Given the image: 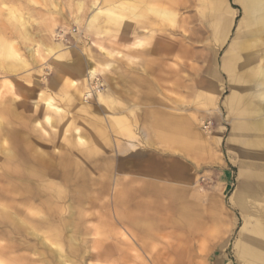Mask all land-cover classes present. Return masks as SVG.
Instances as JSON below:
<instances>
[{
    "label": "rangeland",
    "instance_id": "374dc122",
    "mask_svg": "<svg viewBox=\"0 0 264 264\" xmlns=\"http://www.w3.org/2000/svg\"><path fill=\"white\" fill-rule=\"evenodd\" d=\"M244 4L237 0H0V123L3 124L0 146L8 145L14 154L25 149L28 158L37 150L50 156L69 148L70 157L79 160L96 180L88 190H69L61 182L53 186L49 184L51 180L36 179L33 174L28 180L20 181L2 175L0 162V261L3 264H213L211 256L218 251L220 241L217 232L220 210L216 200L219 171L212 141L218 124L213 108L218 105L223 115L226 114L221 100L230 84L228 75L219 68L220 82L214 81L213 89L207 90L212 78L207 76L209 83H206L204 72L210 48L214 47L219 64L221 58L236 60L235 68L230 67L234 89H246L247 93L258 91L250 88L256 77L249 68L264 57V40L255 47L257 34L244 31L254 2L245 0ZM132 6L141 18L134 19ZM148 6L177 14L170 26L177 30L181 26L185 52L164 50L158 34L152 41L155 47L143 41V36L133 34L134 29L153 19ZM244 7L250 8V12H245ZM99 10L102 13H97ZM226 10L230 11L231 23L222 41L224 33L218 27L217 15ZM96 13L98 30L105 32L101 35L86 29L88 19ZM232 36L236 47L229 54L226 49ZM217 38H222L220 45ZM139 39L141 43L133 45V50L126 48ZM9 45L16 55L9 51ZM37 46L39 54L35 55L33 49ZM112 49L134 56V63L118 58L117 67L108 77L86 76L88 82L84 85L90 87L85 86L84 90L89 91L90 100L89 95L86 102L82 97L71 100L70 90L69 93L65 90L70 89V81L76 78L75 69L84 72L86 60L99 66V63H114L116 54ZM197 52L199 61L195 59ZM108 82L125 92H145L150 85L156 98L154 107L170 108L173 114L187 115L189 120H193L191 115L196 116L197 130L204 138L195 141L185 135L171 142L168 138H157L154 129L147 146L146 140L138 136L132 139L129 136L132 132L114 129L117 122L131 128L135 123L140 126V132L146 133L141 116L134 121L130 113L132 106H123L115 94L106 103L99 99ZM218 86L221 92L217 95ZM46 99L53 100L62 110L47 111ZM77 106L86 107L87 114H79ZM135 107L139 113L140 105ZM48 112L52 123L44 125ZM31 115H36V119L30 121ZM85 121L95 125L92 152L76 141L77 134L85 141L91 138ZM207 121L211 124L204 129ZM221 121L222 150L227 164L224 169L234 180L236 166L229 162L226 149L230 127L225 120ZM25 124L27 130L21 127ZM78 126L86 129L87 136L84 131L75 130ZM5 131L11 134L5 136ZM18 133L26 135L25 138L35 137L37 142L32 147L25 145L16 138ZM128 140L136 144L133 150L127 146ZM128 152L130 155L124 156ZM102 162L105 166L100 170L98 166ZM48 184L55 189L46 188ZM233 188V184L227 186L221 198L224 210L234 211L238 219L225 249L232 264H236L233 244L242 220L229 202ZM208 203L211 210L206 207ZM199 204L204 206L202 213ZM70 219L74 229L71 234L85 240L77 250L67 239L65 225ZM45 221L50 228L40 226ZM225 225L230 228L228 221ZM39 234L45 244L41 243ZM55 248L63 256L61 263L51 251Z\"/></svg>",
    "mask_w": 264,
    "mask_h": 264
},
{
    "label": "crops",
    "instance_id": "0c3cea01",
    "mask_svg": "<svg viewBox=\"0 0 264 264\" xmlns=\"http://www.w3.org/2000/svg\"><path fill=\"white\" fill-rule=\"evenodd\" d=\"M243 1H245V0H237V3H242ZM253 2H254V0H253ZM147 10L153 14V19L147 25L142 26L139 29H134L133 34H138V35L143 36V41L146 40L147 44H153L152 46H154V47H155L156 43H155V41L154 42H152V41H153V39L156 40V35L158 34L162 37L164 50L169 49V50L178 51V52L179 51L185 52L186 46H185L184 41H183L184 36H183L181 26H179V30L170 26L171 20L173 18H175L177 14L173 13L172 11L164 10L162 8H151L149 6H148ZM229 12L230 11L226 10V12L224 14H221L219 12L220 14L217 15V17L220 21V22H218V24H219L218 27L223 29V33L225 34V36L228 33V27H229V24L231 23V18H229V16H228ZM133 17L136 20L137 18H141V15L137 13ZM157 19H158V21H157ZM96 24H97L96 26L98 27L97 29H95V30H88L87 29V30L89 32L91 31V33H94L97 35H101V34L105 33V32H102L101 29L98 30L100 28V23H98L97 20H96ZM157 25H158V27H157ZM219 31H220V29H219ZM173 34H176L179 37L175 38L172 36ZM219 38L216 39L218 45H219V41H220ZM232 38H233V36H232ZM140 43H141V40L139 39V40H137V42L127 44L126 48L128 50H131L133 48V45L136 46ZM226 50L230 54V52H232L233 49L230 50L229 45H228ZM111 52H114L116 54L114 63L111 61L107 62V63H112L113 66L110 70H107L103 75H100L101 78L108 77L107 76L108 73L117 67L116 60L118 58H124L129 63H134V61H133L134 56H131L128 53L124 54V53H122L118 50H115V49H112ZM216 54H217L216 48L211 47L208 64H207L205 72L204 71L203 72L206 74V78H205L206 83H209L207 81L208 80L207 76H210L212 78V81H210V86H208L206 88L207 90L213 89L212 84L214 83V81L220 82V72H219L220 70H219V68H221V70H223V72L228 75V83L230 84V87H229L228 93L225 96H223V98L221 100V104L226 111V114L223 115L225 118L224 123L226 122L230 127L228 136L226 138V149H227V151L229 150L228 151L229 162L231 160L232 163L236 166V172H235L234 180H231V173L228 170L224 169L227 166V164L224 160V153L222 150V137L224 134V128L222 125L223 122L221 120L219 121L220 118H219L218 112L216 110L220 109V106L217 105L215 108H213V112H215V114H216L215 119H216L218 125L215 128V131L212 135V141H213V144L216 148V160H217L216 168H218V171H219V176H218L219 192L217 193L218 195L216 196V200H217V207H218L217 209L220 210V215L219 216L217 215L218 216L217 217V219H218L217 232L219 234L218 237H220V241H218L219 244L217 245L218 251L213 256H211L212 257L211 261L213 264H232V260L229 259L228 256L226 255L225 249H226V244H227V238L230 235V233L233 231V228L237 226L238 219L235 216L234 211L229 212L227 210H224L223 204H225V203L222 201L221 195L223 194V191L227 188V186H230L231 184H233L234 188L229 195V200H230L231 195L234 192L237 195H245V196H246V194H250V193L252 195L255 193L264 194V191L261 190V188L260 189L258 188L260 186V184H262L261 177H260L261 173L264 174V162H262L258 156H259V153L263 152L264 150L263 149L261 150L259 147L251 146L249 144L248 145L242 144L243 146L241 145L242 140L244 138H245L244 140H247V139L252 140L253 138H255L258 135V133L262 134L261 128H262V124H264V114L262 112L261 105L258 103L259 102L258 99L255 98L256 96L253 97L256 94L250 93V95H253V96L244 97L245 92L242 93L241 90H236V89H234V86L231 85L230 67L235 68L236 60L221 58L220 64H219L218 61L216 60V56H215ZM195 59L199 61L198 52H197ZM224 60H226V61H224ZM86 62H85V64H86ZM85 64H84V66H85ZM99 64L101 65L100 67H102V66L104 67V65L106 63H99ZM75 71H76V78L70 81V85H69L70 89L65 90L68 93L70 90V97H71L70 99L71 100L75 99V98L78 99V98L82 97L84 93H88L89 91H85L84 89H85V86L90 87V85H88V84L84 85V82H88V81H87L86 75L83 72V70H79L78 68H76ZM144 72H145V70H144ZM147 76H149V74ZM104 86H105V88H103L104 91L102 90L99 94V99L101 101L106 103V102H108V100L110 98H114V94H115V98H119L122 100L123 103L121 102V104L123 106L124 105L132 106V110L130 113L132 114L134 121L138 120V117L141 116L139 119L143 123V126L145 127V128L143 127L144 131H146L145 134L142 131L140 132V130H139L140 126H136L135 123H132L133 128H131L128 125H124V124H121L120 122H117V124L114 128V129L126 130L127 132H132V135H129V136H133V137H131L132 139H134L135 136H138V137L142 138L143 140H146V145L148 146V144L150 145V139H151L150 132L154 129L156 130L155 134H156L157 138H163V139L168 138L171 142L176 141L177 136L180 139H182L183 137H185V135L191 136L195 141H198V139L204 138L203 136H205V135H202V133L197 130V125L195 122V120L197 118L196 116L191 115L193 120H189L188 119L189 117L187 115H184V114L182 115L181 113H180V115L173 114L171 112L170 108L154 107L155 106L154 100L156 98L154 95L155 93L153 91H151L150 85L148 87V90L145 92L121 91L120 89H117V88L115 89V87L110 82H108L107 85H104ZM233 91L235 92L234 93L235 97L237 96V101H238L239 106H236L231 101V95H233ZM220 92H221V89H220V86H218L217 95L220 94ZM209 94H211V93H209ZM88 95L90 98L91 97L90 93H88ZM46 101H47V99L44 100V102H46ZM49 101H51L55 105H57L53 100L50 99ZM136 105H138V106L140 105L139 108H141V111H139V113L138 112L136 113V111H135ZM57 106L59 107L58 110H51L50 108H46V110L52 111V112L54 111L53 113H56V112L58 113V111H61L62 108L59 105H57ZM77 107L78 108L76 110L78 111L79 114L80 113H82L81 115L87 114L86 113L87 112L86 107H83V106L82 107L77 106ZM227 110H230V111H227ZM239 110H240V112H239ZM243 110H246V112H244ZM49 113L50 112H48L46 115H49ZM121 113H122L121 111H117V114H121ZM34 116L35 117H33V118L30 117V121L36 119V115H34ZM45 116H44V125H45V123L51 124L52 120L50 123L46 122ZM49 117H50V115H49ZM37 124H39V123H37ZM85 125L87 127L86 129L90 133V136H89V137H91L90 140L85 141L84 138L82 137V135H79V136L82 137V139H83V145H84L85 149H88L92 152L93 147H94V144L92 142H94L96 140V134H94L95 125L92 122H88V121H85ZM23 126H21V127L24 129L25 127H23ZM78 128H79V126L76 127L75 130L76 131H78V130L84 131V135L87 136V133L85 131L86 129L83 130V129H78ZM101 137L102 136L100 135L99 138L101 139ZM240 137H241V139H240ZM104 139L105 138H102V140H104ZM229 140H233V141L237 140L238 141V150L248 151L249 156L245 157L244 155H242L240 153V151L236 152L235 150L231 149L230 146L228 145ZM240 141H241V143H240ZM133 142H134L133 140H128V144H127V146L129 148H131L132 150L134 149V147H136V144H134ZM97 143H100V142H97ZM68 147H71L70 143L68 144ZM43 151H45V150H43ZM36 152L39 153L40 155H42V157H44V156L45 157L46 156L47 157H54V158L59 157V159H60L59 161L65 163V164L70 163V165H71V166H69V169L66 171L65 170H61V171L58 170L59 171L58 172L54 168L51 169L55 172L60 173L61 177L51 178V181L49 182V184L55 185L56 183L61 182L60 184H64V186L62 185V187L65 188L68 186L69 190H88V189H92L93 186L96 184L95 178L90 176V172L88 171V169L87 170L84 169L83 165L79 162V160H76V159L70 157L72 155L70 154L69 148L66 149V151L63 153L51 154L50 156L45 155L43 153H40V150H37ZM238 152H239V155H238ZM219 153L222 154L221 158H220ZM128 155H130V152L126 153L124 156H128ZM101 159H104V158L101 157ZM185 161H188V160H185ZM243 161H245V162L243 163ZM95 166H97V164ZM104 166H105V163L102 162L101 164H99L98 167L100 168V170H103ZM258 167H259V169H258ZM38 168H39V170H41L42 174H33L32 177L36 178V179H40V180L41 179L50 180L49 175H51V174H49V172H51V170H49L46 167H42V166H39ZM66 176L68 177L67 179L64 178ZM240 181H242L243 184ZM49 184L47 185L46 188H49V186H50ZM100 184L104 185V183H102V182H100ZM53 186H50V187L52 189H55ZM104 187L105 186H103L102 188H104ZM254 188H258V189L255 190ZM116 203H117L116 205L119 204L118 199H117ZM230 205L239 212V214L241 216L242 224H243V216L242 215L244 214V212H242L238 207H234L231 203H230ZM206 207L208 210H211V208H212L209 203L207 204ZM226 207L228 208L227 205H226ZM203 210H204L203 204H199V212L202 213ZM226 221H228L230 224V228H228V229L225 228ZM72 222H73L72 219H70L69 221H66L65 226L68 229L67 239H68V243L71 244L74 247V249L77 250V248H79L81 243L85 240L82 241V239L79 235L75 236V234L74 235L71 234L72 231H74V229L72 228L73 227ZM226 235H227V237H225ZM243 239L245 240L244 235L239 233L236 241L233 244V253H234V258L236 260V264H251L253 261L256 262L258 259H262L263 257L262 258L258 257L257 253L253 249V247L246 240L244 241ZM58 249H59V247H58ZM53 250L58 251L57 248H55ZM214 251H216V250H214ZM248 251H250V252H248ZM57 254H58L57 257L59 259H62L63 256H61L59 254V252H57Z\"/></svg>",
    "mask_w": 264,
    "mask_h": 264
},
{
    "label": "bare ground",
    "instance_id": "6f19581e",
    "mask_svg": "<svg viewBox=\"0 0 264 264\" xmlns=\"http://www.w3.org/2000/svg\"><path fill=\"white\" fill-rule=\"evenodd\" d=\"M254 2L255 3L253 6V9H252L253 11L251 10L252 12H250V10H249L250 8H248L246 10V8L244 7L245 12H248V13L250 12L248 14V22L245 24L244 31L249 32V33L255 32L257 34L258 39L254 42V46L256 47V46H258V44L261 46V44L259 43L260 40H264V0H254ZM243 5L246 6L244 4V1H243ZM130 9H132L131 14L133 16L137 14L134 11V6H132ZM102 11L103 10H101V11L99 10L97 13H102ZM97 13L94 14L93 16H91L90 19H88L86 29L95 30L98 28L96 26L97 25L96 24ZM237 30H238V27H237ZM225 37L226 36L224 34L222 36L223 39L221 38L222 41L225 40ZM221 39H219L220 40L219 45L222 43ZM235 47H236V41L234 38H232V40L229 44V49L231 50V49H234ZM8 48H9V51L12 53V55H16L15 51L11 48V45H9ZM232 52H230V53H232ZM37 53H38V46L35 49H33V54L36 55ZM86 61L87 62H86L85 67H84V73L86 74V76L93 78V79H96L98 75H103L107 70L111 69L113 66L112 63H106L104 65V67L103 66L100 67V66L96 65L91 60H86ZM224 61H226V60H224ZM249 69H252L255 72L254 77H256L254 80V85H251L250 88L251 89L256 88L258 91L255 93L252 92V94H256L253 96V95H250V93H247L246 89H241V90H242V93L245 92L244 97H250V96L255 97L256 96L255 98L258 99V101H259L258 103L261 105L262 112L264 114V57L263 56L260 57L257 64L251 65ZM234 93L235 92L233 91V95H231V101L236 106H239L238 101H237V96L235 97ZM82 99H84V101L86 102L88 100V93H84L82 96ZM33 104H36V102H33ZM44 105L46 107L50 108L51 110H58L59 109V107L51 101H46L44 103ZM5 111H8V110H5ZM216 111L218 112V116L220 117L219 121L225 120L221 110L217 109ZM227 111H230V110H227ZM243 111L246 112V110H243ZM239 112H240V110H239ZM5 114H7V113L5 112ZM30 117L33 118L35 116L31 115ZM45 120H46V122H49V123L51 122V118L49 117V115L45 116ZM2 125L3 124L0 123L1 128H2ZM27 126H28V124H25L23 126V127H25L24 129L27 130L28 129ZM203 127H204V129L207 128L205 126H203ZM16 132L14 131L13 133L16 134ZM261 132H262V134L258 133V135L255 138H253L252 140H248V139L244 140L245 138L243 137L244 139L242 140V143L240 141L241 145L242 144L243 145L249 144L251 146L259 147L261 150L262 149L264 150V124H262ZM9 134H11L10 131L3 132V135H5V136H7ZM1 135H2V131H0V136ZM25 137H26V135H24V134L20 135V133H18L16 138H19L20 140L23 141V143L25 145H29L30 147H32L37 142V139L35 137L34 138H32V137L25 138ZM14 138H15V135H14ZM240 139H241V137H240ZM76 141L79 144H83V139L78 134L76 135ZM228 145L230 146L231 149L235 150L236 152L240 151V153L242 155H244L245 157L249 156L248 151L238 150V141L237 140L236 141L229 140ZM0 153H1L0 160L4 156V158L0 161L1 163H3V165H1L2 171H3L2 175H4L5 177L11 176V177H13L17 180H20V181L28 180V176H30L31 174H42L41 170H39V168H38L39 166L46 167L49 170L54 168L56 171H58V170H60V171L65 170L66 171L69 169V166H71L70 163L66 162L67 164H65V163L59 161L60 160L59 157H57V158L56 157L55 158L54 157H47V156L42 157V155H40L39 153H37L35 151L33 153L32 159L27 157L25 149L24 150L22 149L17 154H14V153L10 152V150L8 149V145H4V144H2L0 146ZM219 154H220V158H221L222 154L221 153H219ZM238 155H239V152H238ZM258 157L262 162H264V151L260 152ZM244 162L245 161H243V163ZM258 169H259V167H258ZM25 171H27V173H25ZM58 172L51 170V172H49V174H51V175H49V179L51 180V178L61 177V174ZM260 177H261L262 184H260V186L258 188L259 189L261 188V190L264 191V174L261 173ZM64 178L67 179L68 177L66 176ZM240 182L242 183V181H240ZM258 188H254V189L257 190ZM12 190H17V188H13ZM19 190H22V188H19ZM229 201L234 207H238L242 212H244V214L242 215L243 216V224L240 228V234L244 235L245 240L253 247V249L257 253V256L260 258L263 257L262 259H258L256 262L253 261L251 264H264V194L255 193L252 195L250 193V194H246V196H245V195H237L234 192L231 195ZM45 219L47 220V218H45ZM40 226H47L50 228L51 225L47 221H45L44 223H41ZM39 239H41L42 242L41 241L40 242L42 244L46 243L40 234H39ZM51 251L52 252L54 251L55 254H57V252H58V251L56 252L55 250H51ZM248 252H250V251H248ZM56 256H58V254ZM57 259H58V262L61 263L60 259L59 258H57ZM0 264H3V262L0 261Z\"/></svg>",
    "mask_w": 264,
    "mask_h": 264
},
{
    "label": "built area",
    "instance_id": "2783aa9c",
    "mask_svg": "<svg viewBox=\"0 0 264 264\" xmlns=\"http://www.w3.org/2000/svg\"><path fill=\"white\" fill-rule=\"evenodd\" d=\"M60 35H62V34H60ZM209 124H210V121H207L206 124H204L203 126L208 127Z\"/></svg>",
    "mask_w": 264,
    "mask_h": 264
}]
</instances>
